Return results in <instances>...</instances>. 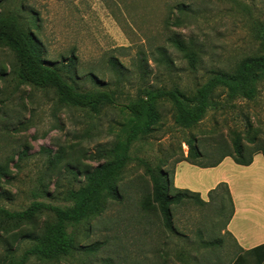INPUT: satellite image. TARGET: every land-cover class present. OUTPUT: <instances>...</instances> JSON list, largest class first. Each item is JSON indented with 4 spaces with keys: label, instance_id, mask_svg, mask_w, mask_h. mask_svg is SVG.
<instances>
[{
    "label": "rangeland",
    "instance_id": "1",
    "mask_svg": "<svg viewBox=\"0 0 264 264\" xmlns=\"http://www.w3.org/2000/svg\"><path fill=\"white\" fill-rule=\"evenodd\" d=\"M0 14L30 28L48 61L72 60L79 86L93 89L87 77L93 73L117 98V105L96 113L62 104L54 91L20 83L14 54L0 46V166L7 169L0 176V208L10 212L34 201L65 204L64 193L84 181L71 172L96 167L97 152L122 138L128 115L121 105L139 90L178 87L193 96L216 74L264 56V0H0ZM173 38L193 42L200 56L195 69L172 46ZM160 52L171 60L168 66L158 60ZM112 58L121 66L118 74L109 65ZM214 101L190 129L175 123L169 102L160 103L153 132L130 149L116 182L119 199L108 200L100 215L72 228L78 250L28 264H232L240 252L225 233L230 207L223 189L200 197L202 202L171 206L174 232L157 211L142 207L152 193L146 169L167 173L173 184L189 142L202 153L192 161L203 165L232 152L236 136L247 149L264 147V83L250 101L229 100L221 89ZM46 217L37 219V227ZM24 226L0 221V264H10L30 246L18 236ZM89 246L94 251L84 250Z\"/></svg>",
    "mask_w": 264,
    "mask_h": 264
},
{
    "label": "trees",
    "instance_id": "2",
    "mask_svg": "<svg viewBox=\"0 0 264 264\" xmlns=\"http://www.w3.org/2000/svg\"><path fill=\"white\" fill-rule=\"evenodd\" d=\"M181 6L183 5L177 6L180 13L183 12ZM170 42L188 61L191 68L195 69L200 56L193 42L186 43L179 38H173ZM0 46L9 49L14 54L15 68L13 70L20 83L41 90H52L60 103L94 113L104 106L117 105L115 93L97 81L93 73L87 77L94 88L86 90L76 81L77 75L73 71L72 60L67 64H56L45 59L41 43L33 31L30 28H23L14 16L0 14ZM158 58L167 66L171 62L165 52H160ZM140 62H143V59ZM109 65L115 74L120 72L118 68L121 66L116 59H110ZM139 69L144 76L145 71L141 64H139ZM261 83H264V56L244 59L232 73L216 74L193 96L178 87L169 90L163 88L139 90L135 99L121 105L128 115V121L122 130V138L110 148L97 152L96 159L99 163L96 167H86L71 172L74 178L81 173L84 181L77 189L72 188L64 193L65 204L50 205L34 201L27 209L19 212H10L0 208V221L25 225L19 229L18 236L20 240L30 242V246L24 253L12 260L10 264H28L29 259L40 262L55 261L78 250L72 228L100 215L108 200L119 199L116 182L130 161V149L135 141L153 132L154 126L160 121L158 110L160 103L169 102L175 111V123L181 128L190 129L201 122L207 112L217 105L214 95L219 89L224 90L229 100L243 98L250 101L256 96L258 85ZM187 146L188 155L182 161L202 169L217 167L227 157L242 166L250 165L255 154H261L264 157V147L257 146L247 149L241 144L239 136L233 140L232 152L225 151L220 159L207 165L193 162L194 159L202 158V153L191 142ZM101 160L104 162L101 163ZM6 174L7 169L0 166V176ZM146 174L151 180L152 193L142 202V207L146 211H157L164 227L174 232L171 206L192 199L201 201L200 195L189 190L174 188L168 174L161 170L155 171L147 168ZM220 189L224 190L230 207L226 228L234 211L227 185L218 184L208 193V196L217 194ZM44 214L47 215L45 221L37 227V219ZM94 248L95 246H89L84 250L92 252ZM232 264H264V246L240 253Z\"/></svg>",
    "mask_w": 264,
    "mask_h": 264
},
{
    "label": "crops",
    "instance_id": "3",
    "mask_svg": "<svg viewBox=\"0 0 264 264\" xmlns=\"http://www.w3.org/2000/svg\"><path fill=\"white\" fill-rule=\"evenodd\" d=\"M173 187L198 193L201 198L218 184L229 189L233 216L225 233L240 253L264 246V157L253 156L248 166L237 165L227 157L214 168L202 169L185 162L179 163L173 173Z\"/></svg>",
    "mask_w": 264,
    "mask_h": 264
}]
</instances>
